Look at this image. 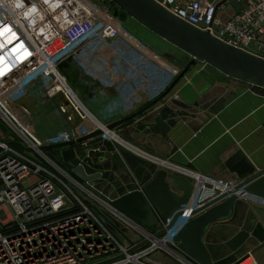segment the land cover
Wrapping results in <instances>:
<instances>
[{"label":"built area","instance_id":"2783aa9c","mask_svg":"<svg viewBox=\"0 0 264 264\" xmlns=\"http://www.w3.org/2000/svg\"><path fill=\"white\" fill-rule=\"evenodd\" d=\"M153 1L223 43L264 59V0H232L239 10L228 20L217 13L231 0ZM114 6L111 0H0V124L13 137L0 138V264H197L181 252L177 234L195 211L237 192V183L125 139L109 128L115 121L93 114L70 83L68 72L75 68L93 82L111 85L98 81L103 68L109 71V50L130 38L129 21L138 23L115 16ZM164 42L183 59L178 77L191 58ZM42 120L56 125L47 137L36 129ZM81 139L112 141L156 171L187 179L193 187L188 204L175 221L174 216L162 219L151 207L156 225L147 228L92 181H81L42 150ZM239 199L264 207L254 196ZM233 264L258 263L249 254Z\"/></svg>","mask_w":264,"mask_h":264},{"label":"crops","instance_id":"0c3cea01","mask_svg":"<svg viewBox=\"0 0 264 264\" xmlns=\"http://www.w3.org/2000/svg\"><path fill=\"white\" fill-rule=\"evenodd\" d=\"M231 2L218 11L220 19L228 20L239 10ZM125 32L130 38L110 48L109 71L103 68L98 80L110 86L91 81L75 68L68 72L93 114L118 122L120 134L146 151L216 179L239 184L250 168H264L263 87L225 76L204 63L192 66L174 83L183 59L153 33L127 26ZM169 86L166 97L145 110ZM158 109H163L159 116L169 126L167 132L153 129ZM36 129L47 137L56 125L42 120ZM94 142L66 145L70 150L65 149L64 168L72 173L82 165L88 175H99L93 184L114 201L140 191L157 172L128 153L108 149L90 154ZM237 152L243 158L229 163ZM204 244L212 264L241 262L249 254L264 264V207L237 200L229 218L208 227Z\"/></svg>","mask_w":264,"mask_h":264},{"label":"water","instance_id":"95a60500","mask_svg":"<svg viewBox=\"0 0 264 264\" xmlns=\"http://www.w3.org/2000/svg\"><path fill=\"white\" fill-rule=\"evenodd\" d=\"M111 1L116 5L115 16H118L119 10H121L151 33L191 58L174 83L184 76L192 66L197 63H204L225 76L264 88V59L229 46L208 32L189 25L153 0ZM231 4L239 9L235 1H232ZM170 88L172 87H169L167 91L152 101L145 110L161 102L169 93ZM162 110L158 109L157 111L158 116L154 120L153 129L167 132L169 126L159 116ZM118 124L115 122L109 128L113 129ZM10 144L21 148L19 144ZM72 144L46 146L42 150L49 151ZM242 158L243 154L237 152L229 163ZM72 174L84 182H90L99 177V175H88L81 165L75 167ZM242 179L243 181L235 188L236 193L221 195L195 211L192 214L194 217L177 234L179 249L197 264H212L204 244V235L209 226L229 218L234 203L243 195L254 196L264 201V168L260 171L250 168V171ZM192 193L193 187L187 179L158 170L142 188V191H133L123 195L114 201V205L147 228H151L156 225L155 213L151 207L162 219H169L174 216L173 221H175L179 216L177 212L186 207ZM163 233L164 231H161L157 236Z\"/></svg>","mask_w":264,"mask_h":264},{"label":"rangeland","instance_id":"374dc122","mask_svg":"<svg viewBox=\"0 0 264 264\" xmlns=\"http://www.w3.org/2000/svg\"><path fill=\"white\" fill-rule=\"evenodd\" d=\"M114 7L116 8V6H114ZM118 15L121 19H126V17H127V15H124V13L121 10H119ZM126 26H127V28H131V27H138L139 28L141 25H139L138 23H135L133 21H129V23ZM140 29L147 31L150 34H152L149 30H147L144 27H140ZM156 38L159 39L158 37H156ZM0 138L1 139L3 138L4 140H8V141L12 140V138H13L11 136V134L8 132V130L4 126H2L1 124H0ZM94 143H95V145L93 146V148H91L89 150V153L93 152V151L103 153V152L107 151L108 149L110 151H113V153L117 152L116 154L124 152L123 148L121 149L119 147V145H117L116 143L109 141V140L95 139ZM65 149L70 150V148L68 149V148H65V146H63L61 148H58L57 150H54L53 153L48 154L54 160L58 161L61 165H63V167H65V151H67ZM124 153L127 154L126 152H124Z\"/></svg>","mask_w":264,"mask_h":264},{"label":"trees","instance_id":"16d2710c","mask_svg":"<svg viewBox=\"0 0 264 264\" xmlns=\"http://www.w3.org/2000/svg\"><path fill=\"white\" fill-rule=\"evenodd\" d=\"M124 15H126V14L124 13Z\"/></svg>","mask_w":264,"mask_h":264}]
</instances>
